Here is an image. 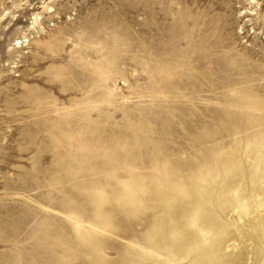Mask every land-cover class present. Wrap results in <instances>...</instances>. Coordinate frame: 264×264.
<instances>
[{"label":"rangeland","instance_id":"rangeland-1","mask_svg":"<svg viewBox=\"0 0 264 264\" xmlns=\"http://www.w3.org/2000/svg\"><path fill=\"white\" fill-rule=\"evenodd\" d=\"M244 92L264 104V0H0V264H255L264 156L239 217L219 200L264 128L222 132Z\"/></svg>","mask_w":264,"mask_h":264},{"label":"bare ground","instance_id":"bare-ground-1","mask_svg":"<svg viewBox=\"0 0 264 264\" xmlns=\"http://www.w3.org/2000/svg\"><path fill=\"white\" fill-rule=\"evenodd\" d=\"M240 106L238 110L232 111L228 110L229 116H227L225 124L222 126V128H226V130L222 131L225 134H238L242 133L248 130H253L258 127H261L264 125L261 122H264L263 118H253L250 116V111H253L254 109H263L264 104L262 101L259 102V99L257 95L253 94L252 92H244L240 94ZM237 120L236 129L233 124V119ZM216 130L217 135L214 136L213 133L204 130V134L206 138H212L213 140L220 136L221 129ZM214 132V131H213ZM224 134V135H225ZM220 139H224V136L221 135ZM234 150L232 152H228L224 155V158L221 160V168L222 171H224L223 179H222V194L221 198H219L220 201V209L221 211L224 210V204L231 205V203H234L237 209L236 215L239 217V207L238 204L234 202V194L235 192H242L240 189L242 187H245L246 185H249L248 179L252 177V179L258 181L259 183H262L261 181V175L256 170L257 164L260 162L261 157L264 156V128L252 132V134H248L243 136L242 138H239L235 145L233 146ZM244 156L245 158H249L253 163L246 162L245 159L242 158ZM195 167L199 165L198 162H194ZM257 172V173H256ZM257 174V175H255ZM200 174L193 169L192 175L190 176L191 182L197 184V180H199ZM259 176V177H256ZM157 187V186H156ZM155 187V190L151 191V186H148L145 192V204L148 207L154 206L155 209L158 210V212L161 210L162 205H160L159 202H161L162 194L159 192V189ZM238 187L240 189H238ZM243 193V192H242ZM150 197L153 198L154 204H151ZM181 198V196H178ZM205 199L211 200V197L209 194L205 195ZM253 205V203H252ZM254 210V208H253ZM178 211H175V218L174 224H172V228L176 230H183L184 225L182 221V215L183 213H177ZM224 213V212H223ZM223 215V214H222ZM204 220L208 222V224H213L212 215L208 213L206 209H204ZM159 216L156 215L155 222L158 223ZM182 222V225H181ZM157 227V226H156ZM159 228V227H158ZM156 230V228H155ZM167 235V233H166ZM160 239H163L160 238ZM176 244V243H175ZM150 250L157 252H160V250H157L155 247H149ZM214 256L208 257L204 260L203 264H242L241 260H231L229 257H223L220 256L218 258H213ZM203 262V261H202ZM201 262V263H202ZM264 262V254L261 256L260 259L255 264H263Z\"/></svg>","mask_w":264,"mask_h":264}]
</instances>
